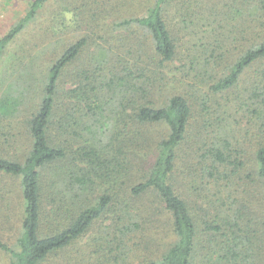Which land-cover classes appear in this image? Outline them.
Here are the masks:
<instances>
[{
    "label": "trees",
    "instance_id": "1",
    "mask_svg": "<svg viewBox=\"0 0 264 264\" xmlns=\"http://www.w3.org/2000/svg\"><path fill=\"white\" fill-rule=\"evenodd\" d=\"M50 1H33L0 39V58ZM67 7L90 29L103 22L102 49L82 61L91 35L65 49L27 121L28 155L0 157L22 207L0 255L7 264H264V0Z\"/></svg>",
    "mask_w": 264,
    "mask_h": 264
},
{
    "label": "rangeland",
    "instance_id": "2",
    "mask_svg": "<svg viewBox=\"0 0 264 264\" xmlns=\"http://www.w3.org/2000/svg\"><path fill=\"white\" fill-rule=\"evenodd\" d=\"M33 1L0 0V39L25 16ZM67 5L68 0H51L7 46L0 58V157L22 160L28 155L31 143L27 121L39 109L51 67L65 49L83 36L91 35L95 41L82 56V61L92 59L101 52L102 48H98V45L102 43L99 38L104 33L103 30L101 32L103 22L94 23L90 29L86 18L68 12ZM63 81L67 89L74 88L76 81L69 77ZM150 131L151 135L157 137L163 134L164 129L158 126ZM18 186L15 178L0 177V190L5 195V200L0 197L5 203L0 208V237L10 243L18 236L22 212ZM183 192L178 193L196 205L197 196L191 194V200L185 197L189 194ZM157 233V245L161 249L168 240L160 230ZM76 252L77 249H74L73 254ZM0 264H7L2 255Z\"/></svg>",
    "mask_w": 264,
    "mask_h": 264
}]
</instances>
